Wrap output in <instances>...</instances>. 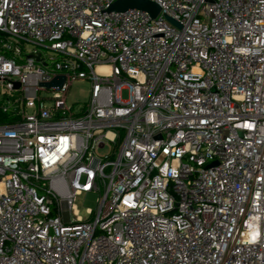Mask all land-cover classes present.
Returning a JSON list of instances; mask_svg holds the SVG:
<instances>
[{"label":"built area","instance_id":"2783aa9c","mask_svg":"<svg viewBox=\"0 0 264 264\" xmlns=\"http://www.w3.org/2000/svg\"><path fill=\"white\" fill-rule=\"evenodd\" d=\"M116 1L0 0V264H264V0Z\"/></svg>","mask_w":264,"mask_h":264},{"label":"rangeland","instance_id":"374dc122","mask_svg":"<svg viewBox=\"0 0 264 264\" xmlns=\"http://www.w3.org/2000/svg\"><path fill=\"white\" fill-rule=\"evenodd\" d=\"M91 81L88 78L78 79L74 81L67 90V102L69 105L74 107V111L77 113L80 110V106L84 105L90 97ZM128 92H123V98H127ZM108 148L100 149L99 154H106ZM98 195L90 193L87 195L79 196L75 205L79 210L80 215L83 218L88 217L87 209L91 208L97 210L98 208Z\"/></svg>","mask_w":264,"mask_h":264},{"label":"water","instance_id":"95a60500","mask_svg":"<svg viewBox=\"0 0 264 264\" xmlns=\"http://www.w3.org/2000/svg\"><path fill=\"white\" fill-rule=\"evenodd\" d=\"M130 8L147 11L153 18H155L161 10V7L159 6V4L151 0H118L115 3H113L107 9V11L108 12H122ZM168 19L174 23H177L172 18H168ZM64 81H65V77L59 76L55 78L52 82L46 84V86L47 87L62 86Z\"/></svg>","mask_w":264,"mask_h":264},{"label":"bare ground","instance_id":"6f19581e","mask_svg":"<svg viewBox=\"0 0 264 264\" xmlns=\"http://www.w3.org/2000/svg\"><path fill=\"white\" fill-rule=\"evenodd\" d=\"M99 69L100 70H106V69H108V67L107 66H101Z\"/></svg>","mask_w":264,"mask_h":264},{"label":"trees","instance_id":"16d2710c","mask_svg":"<svg viewBox=\"0 0 264 264\" xmlns=\"http://www.w3.org/2000/svg\"><path fill=\"white\" fill-rule=\"evenodd\" d=\"M5 121H8V119L0 117V122H5Z\"/></svg>","mask_w":264,"mask_h":264}]
</instances>
